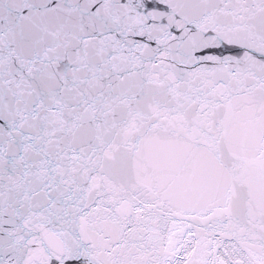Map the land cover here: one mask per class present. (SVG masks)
Wrapping results in <instances>:
<instances>
[{
    "label": "snow or ice",
    "instance_id": "obj_1",
    "mask_svg": "<svg viewBox=\"0 0 264 264\" xmlns=\"http://www.w3.org/2000/svg\"><path fill=\"white\" fill-rule=\"evenodd\" d=\"M0 264H264V0H0Z\"/></svg>",
    "mask_w": 264,
    "mask_h": 264
}]
</instances>
